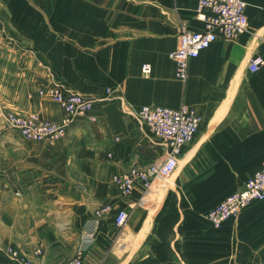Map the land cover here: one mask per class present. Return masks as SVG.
Segmentation results:
<instances>
[{
    "label": "crops",
    "instance_id": "crops-1",
    "mask_svg": "<svg viewBox=\"0 0 264 264\" xmlns=\"http://www.w3.org/2000/svg\"><path fill=\"white\" fill-rule=\"evenodd\" d=\"M244 1L248 30L190 59L184 81L168 53L181 29L203 28L197 0L0 2L14 32L10 41L0 35V102L60 120L66 111L38 94L53 83L94 99L96 116L53 142L0 126V264H17L8 248L32 264H66L91 230L82 264H264V211L249 227L215 228L204 216L264 165V64L247 67L255 55L264 59V0ZM182 103L201 123L179 154L173 189L152 197L136 185L122 195L113 174L146 166L164 149L132 112ZM106 205L94 229L95 211ZM120 209L128 215L116 226Z\"/></svg>",
    "mask_w": 264,
    "mask_h": 264
},
{
    "label": "built area",
    "instance_id": "built-area-1",
    "mask_svg": "<svg viewBox=\"0 0 264 264\" xmlns=\"http://www.w3.org/2000/svg\"><path fill=\"white\" fill-rule=\"evenodd\" d=\"M195 17L203 23L197 31L181 29L176 47L169 51L168 57L175 63V76L184 81L187 77L188 62L208 48L216 40H234L248 30L246 2L244 0H197ZM264 64L261 55H255L248 62L251 72L257 71ZM149 63L141 65L144 74L150 72ZM107 94L110 88L106 87ZM39 95L56 101L65 111L66 116L60 120H49L39 117L36 113L26 115L5 110L0 105V125L12 130L21 137L35 142L57 141L65 138L68 128L75 121H95L93 113L95 100L82 93L69 92L59 85L48 83L38 90ZM132 115L156 138L163 146L162 155L157 156L146 166L131 165L127 170L115 173L112 181L124 196H130L138 185L142 195L164 183L173 184V174L178 163L179 154L185 144L190 142L199 129L200 115L185 103L177 107L164 105H141ZM143 197L140 198V201ZM254 201H264V165L255 170L244 182L242 188L226 195L204 216L214 227H220L227 219L238 213ZM108 206L95 211L93 228L98 224L101 213ZM127 211L120 209L114 216V224L121 226L127 219ZM94 230L83 233L73 256L66 264H82L87 246L92 242ZM8 258L17 264H32L31 259L12 248H8ZM35 254L40 249H35Z\"/></svg>",
    "mask_w": 264,
    "mask_h": 264
},
{
    "label": "rangeland",
    "instance_id": "rangeland-1",
    "mask_svg": "<svg viewBox=\"0 0 264 264\" xmlns=\"http://www.w3.org/2000/svg\"><path fill=\"white\" fill-rule=\"evenodd\" d=\"M4 0H0V2H3ZM9 10H3L2 9V4L0 5V35L2 36V38L10 41L11 39H14L13 37V31L11 30V26H9L10 24V20H9ZM12 12V11H11ZM21 49H18V51H20ZM27 50H21L20 52H24ZM39 90V89H38ZM39 94V93H38ZM41 96V95H40ZM43 97V96H42ZM48 98V97H47ZM0 105L3 109L8 110V111H12L15 112L17 114H22V115H26V114H30V113H20V112H16L12 109H9L7 106L3 105L0 102ZM32 113V112H31ZM1 126V125H0ZM173 179V177H172ZM53 180H49L48 182H52ZM168 189H173V184H167L164 183V186L161 187V185H156L155 188H153V190H151L148 194L152 197H155L156 195H158L159 193H163L164 191L168 190ZM255 204H251L249 207H245L244 209H242L237 216L232 217L227 219L226 221H232L234 222V225H238V224H242L243 226H255V225H259L261 224V220L258 217V213L260 211H264V207H254ZM244 210V211H243ZM243 212V213H242ZM206 218V217H205ZM207 219V218H206ZM208 220V219H207ZM225 221V222H226ZM264 221V219H263ZM208 222L211 224V222L208 220ZM212 225V224H211ZM223 225V223H222ZM221 225V226H222ZM213 226V225H212ZM214 227V226H213ZM218 228V227H215ZM232 241L234 240H238L237 236H234L231 238Z\"/></svg>",
    "mask_w": 264,
    "mask_h": 264
},
{
    "label": "bare ground",
    "instance_id": "bare-ground-1",
    "mask_svg": "<svg viewBox=\"0 0 264 264\" xmlns=\"http://www.w3.org/2000/svg\"><path fill=\"white\" fill-rule=\"evenodd\" d=\"M155 186H156V185H155ZM155 186H154V187H155Z\"/></svg>",
    "mask_w": 264,
    "mask_h": 264
}]
</instances>
